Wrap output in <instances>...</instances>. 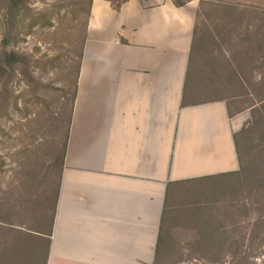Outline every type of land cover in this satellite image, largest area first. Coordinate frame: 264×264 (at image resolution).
Segmentation results:
<instances>
[{"label":"crops","instance_id":"obj_1","mask_svg":"<svg viewBox=\"0 0 264 264\" xmlns=\"http://www.w3.org/2000/svg\"><path fill=\"white\" fill-rule=\"evenodd\" d=\"M198 6L92 0L45 264H153L165 207L240 170L245 115L189 74Z\"/></svg>","mask_w":264,"mask_h":264},{"label":"rangeland","instance_id":"obj_2","mask_svg":"<svg viewBox=\"0 0 264 264\" xmlns=\"http://www.w3.org/2000/svg\"><path fill=\"white\" fill-rule=\"evenodd\" d=\"M224 1L238 5L248 20L238 33L205 42L207 50L196 60L214 66L213 85L219 90L213 94L237 96L232 107L242 109L244 125L260 123L245 138L243 149L259 164L255 173L263 182H248L243 175L226 178L234 190L220 194L212 182L213 194H207L211 199L204 205L211 223L206 236L218 247L200 249L203 228L183 220L171 230L176 247L165 264H264V0ZM28 3L31 13H43L33 27L26 19L20 28H10L0 12V220L21 225L36 224L40 215L44 222L50 215L36 208L35 200L54 194L55 177L47 181L45 173L66 133L87 18V4L79 0ZM220 16L214 25L229 27L233 15ZM12 50L17 58H9ZM229 63L238 67L241 79L233 76ZM5 65L11 73L7 78L1 70Z\"/></svg>","mask_w":264,"mask_h":264},{"label":"trees","instance_id":"obj_3","mask_svg":"<svg viewBox=\"0 0 264 264\" xmlns=\"http://www.w3.org/2000/svg\"><path fill=\"white\" fill-rule=\"evenodd\" d=\"M113 7L118 9L122 2L126 0H110ZM175 4L182 6L186 3L187 0H173ZM81 3L87 4V18L85 21V32L83 35V41L81 46L80 52V59L79 65L77 70L76 82H75V89L73 92L72 97V105L69 112L68 117V124L66 133L64 136V140L62 141L61 147L58 148L57 152L53 153L49 158V169L45 173V179L51 180L55 177V186H54V194L49 196V198H37L35 201L36 208H41L45 211H48L47 217L44 219V222L41 217L39 216V220L36 224L30 223L29 225H21L15 224L11 222L1 221L0 220V264H45L46 258L49 251V243H50V235L53 228V221L54 215L58 200V190L61 178V171L64 165V159L66 154V146L69 137L70 125H71V117L73 112V105L77 91V78L80 69L82 54H83V47L86 40L87 34V24L90 16V8L92 4V0H79ZM0 12L2 13V23L10 25V28H20L28 19L29 26L33 27L36 24L40 23V17L43 13H31V7L28 3V0H0ZM240 9L238 5L234 4L233 2H227L224 0H199V6L197 9V21H196V28H195V35L193 38V46L190 58V67H189V74L194 69L196 72H208L211 73L212 79L214 81V74L212 67L214 66H207L206 64L201 63L200 61L196 60V56L200 54L202 50L205 48V42H217L218 38H221L222 35L231 36L232 33H238V29L242 26V23L245 20H248L246 15H242L243 13L239 12ZM48 12H50L48 10ZM227 13L232 14V20L228 24L229 27H223L220 24L214 25V20H216L217 15H221L222 18ZM240 13V16H239ZM25 15H28L26 17ZM206 21L208 24L205 25L204 22ZM203 27V29H202ZM201 28V29H200ZM226 29V30H225ZM17 30V29H16ZM20 33L17 30V35ZM207 49L205 48L204 53ZM17 52L12 50L9 54V58H17ZM210 56V53H206L205 56ZM207 58V57H206ZM205 59L204 61H207ZM213 65V64H212ZM230 65V72L233 76L238 80L241 79V74L238 71L237 66ZM2 72L4 73L3 76L7 78V75H11L9 69L5 65L2 67ZM213 85V82H212ZM214 86V85H213ZM235 97H224V100L228 103L229 114L232 116L236 112H241L242 109L236 110L232 107V102L235 100ZM264 99L261 100L262 104L264 105ZM7 101H9L7 99ZM250 110L253 117L255 116V110L257 108L256 103L253 102L250 104ZM255 109V110H254ZM263 119V118H262ZM248 125V124H247ZM260 123L258 120H255L251 125H244L243 128L235 134V141L237 145V151L241 163V168L236 174H229L227 179L235 180L237 177L242 176L248 182L251 180L254 182L262 183V179H258L255 173L258 170L259 164H257L254 159H251L247 154V151L243 149V144H246L245 138L248 139L250 134L252 135L253 130L256 127H259ZM251 126V127H250ZM54 146V145H53ZM52 146V147H53ZM55 148L53 147V150ZM261 166V165H260ZM258 175V174H257ZM230 183V182H229ZM227 183L226 185L220 188V193L227 191V189L234 190V187H231L232 183ZM260 185V184H259ZM264 187V186H263ZM204 205H208L207 203H195L192 202L183 203L180 209L173 210L169 209V205L165 207L164 216L160 226V233L159 238L157 241V248H156V256L154 259L153 264H165L168 258H171L173 253V248L176 247L175 241L173 240L171 235V230L176 225H181L183 220H188L189 222L196 223V226L202 227L200 234L201 238L197 241V246L202 250H209L210 248H217L215 241H212L210 244L207 240V226H211L209 221L207 220L210 218V213H206V207ZM47 209V210H46ZM209 209V208H207ZM168 217L172 218L171 220ZM178 218V220H176ZM189 218V219H188ZM174 219V220H173ZM183 219V220H182ZM190 225V224H189ZM190 256V255H189Z\"/></svg>","mask_w":264,"mask_h":264}]
</instances>
